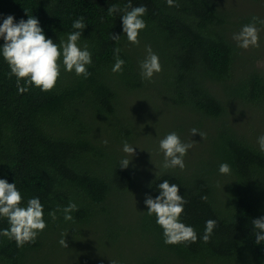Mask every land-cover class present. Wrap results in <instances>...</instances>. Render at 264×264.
<instances>
[{"label": "trees", "instance_id": "16d2710c", "mask_svg": "<svg viewBox=\"0 0 264 264\" xmlns=\"http://www.w3.org/2000/svg\"><path fill=\"white\" fill-rule=\"evenodd\" d=\"M129 2L147 8L139 45L123 32V12L108 13L112 5L123 9ZM174 4L0 0V24L8 15L14 23L33 16L57 44L76 31L73 21L84 17L78 43L81 48L86 43L92 54L88 78L61 66L51 91L31 86L20 93L0 53V179L16 184L22 207L38 197L47 224L34 243L21 248L0 236V264H264V242L256 243L252 223L264 217V152L257 143L264 135V72L257 55L243 53L232 39L255 16L234 14L217 0ZM111 33L121 36L119 43ZM146 46L162 65L151 81L140 75ZM116 47L125 64L122 72L113 73ZM145 89L165 93L167 107L181 123L177 130L183 125L202 129L206 142L195 157L187 153L183 170L161 165L142 181L136 168H123L120 162L126 158L123 142L129 143L134 133L124 98ZM235 102L257 107L256 124L248 133L230 118ZM221 163L230 165V174L219 172ZM164 180L179 185L187 201L180 221L195 229V243L165 244L155 215L147 214L146 195L155 199ZM70 202L78 206L73 220L66 221L62 211L55 220L48 215ZM209 219L217 225L205 243ZM7 228V219L0 217V230ZM89 234L99 241L107 262L80 257ZM62 235L67 248L59 244Z\"/></svg>", "mask_w": 264, "mask_h": 264}, {"label": "clouds", "instance_id": "9594fccd", "mask_svg": "<svg viewBox=\"0 0 264 264\" xmlns=\"http://www.w3.org/2000/svg\"><path fill=\"white\" fill-rule=\"evenodd\" d=\"M166 3L169 6H176L174 0H166ZM116 12H123L121 20L127 40L139 45V33L146 28V22L142 19L147 13L146 6L133 7L129 2L123 9L119 5L108 8L110 15ZM14 19V16L8 15L0 24V38L4 41L3 45H0V53L10 68L9 78L16 77V86L20 93L29 91L31 86L41 91H51L60 77L61 66L64 71L69 73L74 71L77 76L88 78L91 75L87 66L92 63V54L86 43L83 48L78 43L86 27L84 17L73 21L72 28L76 31L67 34L66 40L61 39L59 44L45 36L37 18L28 15L27 20L21 19L18 23H14ZM257 21L264 25V20L253 17L252 22L233 34L232 39L236 41L237 47L245 50L249 47H259L260 29L257 27ZM120 38L121 36L111 33V39L116 43H119ZM113 51L115 63L112 72H122L125 61L120 58L121 49L116 47ZM146 52L145 58L139 62L140 75L142 79L151 81L154 74L162 71V65L151 46H146ZM197 133L202 139L205 137V133L196 128L191 129L192 135ZM104 143L106 144L107 141L105 140ZM257 143L260 151L264 152V135L257 138ZM192 147L193 143L182 142L176 132L168 133L159 141V149L164 154L162 168L167 170L179 167L183 170L184 157ZM123 152L133 157L135 147L124 141ZM129 163L130 161L124 158L120 166L127 168ZM219 172L223 175L230 174V165L221 163ZM158 189L159 195L155 199L146 195L144 203L148 209L147 214L155 215L157 225L163 229L164 243L168 245L195 243L198 239L195 229L180 221L187 201L179 195V185L164 180L159 183ZM202 199L207 200V197L204 196ZM21 203L22 195L16 184L0 179V217L6 218L9 224V228L0 230V236L14 240L18 248L26 243H34L39 233L47 226L44 220V208L38 197L30 198L24 207L20 206ZM57 211L63 212L66 221H71L72 213L78 211V206L70 202L62 209L58 206L48 215L55 220ZM252 223L255 227L256 243L260 244L264 242V217L254 219ZM216 225L217 222L213 219L206 221L202 237L205 243L209 242ZM59 244L68 247L64 235L59 240ZM111 264H118V261L111 260Z\"/></svg>", "mask_w": 264, "mask_h": 264}, {"label": "rangeland", "instance_id": "374dc122", "mask_svg": "<svg viewBox=\"0 0 264 264\" xmlns=\"http://www.w3.org/2000/svg\"><path fill=\"white\" fill-rule=\"evenodd\" d=\"M218 3L228 9L234 14L253 15L259 20H264V0H217ZM259 32V47H249L247 50L242 49L243 53L254 52L257 55V65L262 72H264V25L258 26ZM167 97L161 91L154 92L152 89H145L134 92L124 98V108L129 117L134 121L133 136L130 145L135 147L134 156L126 154V159L130 161L129 165L138 170L139 178L143 181L145 173H149L157 167L161 166L164 162V154L159 149V141L164 138L171 129H174L182 142L193 143V147L188 150V154L196 153L203 149V139L197 133L191 134V126L183 125L182 128L179 120L174 117V110L167 107ZM256 106L239 105L232 103L230 105V112L232 119L240 123L241 128L245 132H250V128L256 124L255 118L257 117ZM179 110V109H178ZM241 110V111H240ZM183 114L181 110L177 114ZM189 116V114H187ZM174 117V119H173ZM254 117V119L252 118ZM253 119V120H252ZM205 129V128H204ZM202 130V129H198ZM184 131L183 135H180ZM133 163V164H132ZM145 177V178H144ZM94 234V233H93ZM89 234L85 238V245L79 251L82 259H98L107 262L104 259L103 251L100 249L101 245L95 239V235ZM93 235V237H91ZM89 237V238H88ZM84 263H86L83 260Z\"/></svg>", "mask_w": 264, "mask_h": 264}]
</instances>
